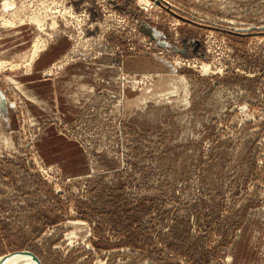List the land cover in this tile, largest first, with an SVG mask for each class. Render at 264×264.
Masks as SVG:
<instances>
[{"label":"rangeland","instance_id":"rangeland-1","mask_svg":"<svg viewBox=\"0 0 264 264\" xmlns=\"http://www.w3.org/2000/svg\"><path fill=\"white\" fill-rule=\"evenodd\" d=\"M23 251L264 264V0H0V257Z\"/></svg>","mask_w":264,"mask_h":264},{"label":"bare ground","instance_id":"bare-ground-1","mask_svg":"<svg viewBox=\"0 0 264 264\" xmlns=\"http://www.w3.org/2000/svg\"><path fill=\"white\" fill-rule=\"evenodd\" d=\"M5 7L8 8L9 4L6 3ZM35 21H37V20H35ZM35 57H37V54L34 56V58ZM38 263H39V261H38ZM1 264H37V262L32 257H30L28 255L18 254V255L8 256L6 259L3 260V262Z\"/></svg>","mask_w":264,"mask_h":264},{"label":"water","instance_id":"water-1","mask_svg":"<svg viewBox=\"0 0 264 264\" xmlns=\"http://www.w3.org/2000/svg\"><path fill=\"white\" fill-rule=\"evenodd\" d=\"M18 254L28 255V256L32 257V258L37 262V264H39L37 258H36L35 256H33L31 253L26 252V251H23V252H14V253L7 254V255L2 256V257H0V264H1V263L3 262V260L6 259L8 256H11V255H18Z\"/></svg>","mask_w":264,"mask_h":264},{"label":"crops","instance_id":"crops-1","mask_svg":"<svg viewBox=\"0 0 264 264\" xmlns=\"http://www.w3.org/2000/svg\"><path fill=\"white\" fill-rule=\"evenodd\" d=\"M36 59H38V57H37ZM36 59L34 60V62H36ZM34 62H33V63H34ZM33 63H32V64H33ZM32 64H31V65H32ZM31 65H30V66H31ZM41 68H42V67H41ZM40 70H42V69H40Z\"/></svg>","mask_w":264,"mask_h":264}]
</instances>
